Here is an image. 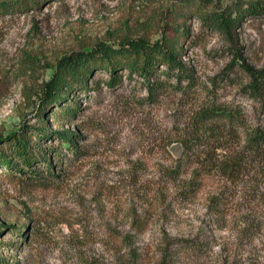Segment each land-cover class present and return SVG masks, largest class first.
Returning <instances> with one entry per match:
<instances>
[{
	"label": "rangeland",
	"instance_id": "rangeland-1",
	"mask_svg": "<svg viewBox=\"0 0 264 264\" xmlns=\"http://www.w3.org/2000/svg\"><path fill=\"white\" fill-rule=\"evenodd\" d=\"M19 1L0 7V135L25 136L52 168L38 159L30 171L11 140H0V154L11 159L0 163V264H158L166 254L173 264H264V149L243 150L241 132L206 135L193 144L192 166L237 151V172L201 167L195 175L203 186L187 195L180 184L192 166L175 178L168 172L208 91L239 106L249 125L264 124L260 102L241 89L249 76L236 61L230 65L237 49L264 67V16L244 19L228 38L199 14L236 0ZM163 34L177 36L196 93L168 90L153 100L126 68L117 71L120 83L107 86L110 71L94 62L88 79L99 87L69 94L73 115L56 104L42 111L43 83L61 57ZM36 126L76 132L78 151H67L55 134L38 136ZM219 188L223 202L214 212L210 191ZM136 219L144 220L139 233Z\"/></svg>",
	"mask_w": 264,
	"mask_h": 264
},
{
	"label": "trees",
	"instance_id": "trees-1",
	"mask_svg": "<svg viewBox=\"0 0 264 264\" xmlns=\"http://www.w3.org/2000/svg\"><path fill=\"white\" fill-rule=\"evenodd\" d=\"M18 1L3 0L0 7L6 10L12 7L14 3H18ZM199 15V19L206 27L219 31L231 38L235 28L244 19L252 16H264V1L236 0L224 8L207 12L203 11ZM179 31L180 29H176V32ZM180 33L184 35L186 31L183 29ZM176 38L177 36L169 37L163 34L162 37L154 40L143 37L129 38L121 41L118 45L99 42L96 47L89 51L61 57L58 59L50 77L43 83L40 94L42 111L44 112L46 108L56 104L62 106L65 115H73L77 109L74 99H70L69 94L74 97L76 89L85 91L89 87H99V80H92L89 83L88 79L94 68V62H99L102 68L110 71V77L104 81L107 86H115L120 83L121 75L117 71L118 69L126 68L129 75L134 73L141 78L140 83L145 88L147 96L153 100L168 90H174L185 95L196 93L197 79H193L191 69L181 59L180 50L177 48L179 43ZM236 51L237 49L230 65L236 61L240 68L249 76V79L242 84L241 89L258 100L262 112H264V67L257 68L250 65ZM237 58L240 59L238 60ZM160 65H164L165 68L160 69ZM159 74H163L166 77L172 76L176 79H162ZM204 96V100L193 112L191 126L189 127L190 131L188 134H183L178 138L183 146V156L180 155L174 165L168 170L169 174L174 178L183 174L189 166L194 165V163L190 162L189 157L191 158L193 152L191 150L198 137L204 138L208 135L218 139L222 134L235 136L241 132L243 150L259 151L264 149V124L260 121L261 119L255 125H249L243 110L236 104L219 100L215 93H210L209 91ZM64 101L67 102L65 105L62 104ZM42 111L40 121L41 119L43 120ZM35 130L40 137L55 134L67 148V151L72 154L78 151L74 141V136H77V133L74 131L69 129L50 130L44 126H36ZM3 139L4 137L0 135V140ZM8 139L13 144L16 157L20 158L26 167L34 172L35 167H32V164L39 158L35 156L27 138L12 132L4 140ZM37 149L40 150L41 154H46L43 147ZM52 151L60 153L57 148H53ZM223 156L224 158L221 159L215 158V156L210 157L212 159L211 163L202 161L200 168L202 167V170L209 171L212 167H215L219 173H226V175L231 176L243 164L242 154L239 153L238 155L237 151L235 154L232 153L231 156ZM39 160H44L46 166L52 168L50 157H44ZM0 163L11 165V159L4 154H0ZM181 168H184L183 171H180ZM200 168L192 166L191 174L181 179L180 190L186 193L185 195L188 192H196L203 186L204 177L195 175V173L200 171ZM188 171L187 169L186 172ZM222 198L223 195L220 188L210 191L209 207L214 209V212L219 211L223 202ZM133 224L137 233L143 231L144 220L136 219ZM247 225L249 226V223ZM168 258L170 257H167L166 254L158 264H173L169 262L170 259Z\"/></svg>",
	"mask_w": 264,
	"mask_h": 264
}]
</instances>
